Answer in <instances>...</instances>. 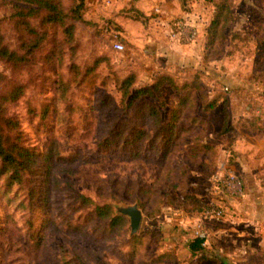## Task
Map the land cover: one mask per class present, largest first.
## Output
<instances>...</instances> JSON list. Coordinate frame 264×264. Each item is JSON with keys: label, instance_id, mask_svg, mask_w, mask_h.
Returning <instances> with one entry per match:
<instances>
[{"label": "rangeland", "instance_id": "obj_1", "mask_svg": "<svg viewBox=\"0 0 264 264\" xmlns=\"http://www.w3.org/2000/svg\"><path fill=\"white\" fill-rule=\"evenodd\" d=\"M72 1L66 0V3L69 5ZM203 1L206 0H192L190 3ZM85 2V20L79 21L76 29V50L72 52L66 46L61 62L58 58L54 63L46 62L43 58L54 45L52 39L39 51L37 63L18 73H14L16 71L10 64L0 61V70L19 81L28 82L25 94L10 105L11 113L20 119L27 144L40 155L51 150L54 153L50 165L45 158H40L37 171L29 176L30 181L25 185L10 181L6 174H0V264H77V256L92 264H128L122 262L120 257L122 251L127 249L126 242L133 235L130 218L119 212L117 207L140 203L145 196L142 192L130 195L115 187V181L152 184L158 167L153 159L136 156L133 145L124 142V138L115 139L111 144L106 142L107 137L114 139L119 130L130 133L137 122L131 117L130 110L120 108L118 104L122 97L115 76H110L113 79H110V84L101 83V79L113 68L120 77L138 70L139 83L150 84L167 64L146 54L132 39L123 40L126 45L124 51L115 50L114 38L117 35L116 38L121 39V33L113 23L115 19L110 13V0H100L96 7L90 5L89 0ZM132 7L126 5L124 10L132 11ZM12 11V4H3L0 11L3 17L1 32L8 45L17 48L19 42L14 27L15 18L10 15ZM129 15L140 16L136 11ZM33 22L38 24V19H33ZM61 37H56L57 43ZM229 47L227 45L226 49ZM135 50L151 60L154 71L148 77L140 76L137 65L142 61L132 57L131 53ZM105 53L110 56L96 65L97 75H90L94 70L84 75L87 68L96 62L97 56ZM242 58L231 57L229 60L227 55H222L217 58L214 69L210 64L199 68L202 70L205 91L213 95L221 94L220 102L235 101V104L231 102V115L241 114L243 101H248L255 109L262 108L264 113V86L261 89L254 86L247 89L241 78L232 77L231 63L242 64ZM75 62L79 66V74L73 68ZM171 66L181 76H192L198 69L193 66ZM246 76L250 74L246 73ZM251 76L255 77L253 73ZM258 77L264 81V71ZM174 94L177 92L165 87L167 99H172ZM104 101L112 103L107 105ZM167 102L170 104L173 101ZM46 107L48 109L44 113ZM162 112L166 115L168 106L163 107ZM219 117L217 112L212 116L214 133L220 132ZM235 124L240 126L242 122ZM247 126H252V123ZM257 130L254 139L262 141L264 145V126ZM234 158L233 150H226L210 166L201 165L200 159L193 158L186 151L180 152L173 158L177 167L176 188L170 183L160 189L173 191L179 201L182 191L188 190L200 192L206 196V201L217 199L219 194L238 196L225 188L213 189L209 180L215 171L225 172L228 166L233 167ZM182 166L188 167L186 175L182 174ZM236 172L242 179L244 194L251 192L246 186L245 177ZM250 172L252 178L260 179L262 183L253 189L264 193V170ZM82 195L91 196L98 203H110L117 214L125 215L130 227L126 229V236L121 235L118 228L115 232L107 230V222L96 216L93 205L85 204ZM161 222L162 213L150 216L144 211L141 228L159 226ZM38 235L43 237L39 245L35 242Z\"/></svg>", "mask_w": 264, "mask_h": 264}, {"label": "trees", "instance_id": "obj_2", "mask_svg": "<svg viewBox=\"0 0 264 264\" xmlns=\"http://www.w3.org/2000/svg\"><path fill=\"white\" fill-rule=\"evenodd\" d=\"M213 1L215 10L206 30L204 65L210 64L226 50V53L231 52L226 49L230 36L246 38V33L234 29L235 0ZM4 3L13 5L10 15L15 18L14 27L19 45L17 48H12L5 41L1 32L3 17L0 16V61L10 64L16 71L14 73L37 63L39 51L51 39L54 45L43 56L46 62L54 63L56 58L61 62L66 46L70 51L75 52L77 24L85 20V0H73L69 5L66 0H0V11ZM33 19H38V24L34 23ZM58 35H61L62 39L57 43ZM109 56L108 53L99 54L96 62L87 68L84 75L94 70L90 74L94 76L96 65L104 58L107 60ZM73 68L79 74V66L76 62ZM113 69L103 75L101 83L110 84L112 82L110 76H115L122 97V101L118 104L120 108L130 110L131 117L136 120L137 125L131 128L130 133H126L125 130L117 131L114 139L107 137L106 142L111 144L115 139L117 141L124 138V142L133 145L136 156L153 159L158 167L152 184L139 181L125 183L117 180L115 187L125 190L130 195L136 192L144 193L145 197L141 198L140 203L143 210L150 216L162 213L166 204H179L187 213L200 212L206 200L192 192L182 191L180 202L177 203L178 198L173 191L169 189L164 191L160 187L164 189L167 184L172 183V186L176 188L177 167L173 158L180 152L186 151L192 156L205 155L206 163L210 166L216 162L219 154L218 145L206 138L210 123L198 109L201 108L203 112L213 110L220 102L222 95H213L205 91L201 78L202 70L199 68L192 76H181L169 69H164L150 84L139 83L138 70L120 77L117 70ZM27 86L28 82L19 81L0 70V174H6L10 181H18L22 185L29 183V176L31 177L37 171L41 157L45 158L50 165L54 156L52 150L45 155H40L27 144L20 119L10 111L11 103L25 94ZM166 86L177 92L172 99L165 97ZM167 101L173 102L168 104ZM222 102L226 118L223 129L225 132L230 127L227 117L231 113L227 108L229 101ZM104 103L109 105L112 101H104ZM166 106H168V112L163 115L162 108ZM47 109L46 107L44 113ZM187 168L182 166L183 175L187 174ZM82 198L85 204L93 205L98 218L107 222V230L115 232L118 228L120 234L126 236L128 232L126 229L129 230L130 227L125 215L117 214L110 203H98L88 195H82ZM42 240V235H38L35 242L39 245ZM126 247L120 258L122 262H128V264H165L176 257L173 251L163 249L161 226L141 228L138 233L129 237ZM190 247L202 249L204 246L200 239H193ZM76 263L92 264L81 256L76 257Z\"/></svg>", "mask_w": 264, "mask_h": 264}, {"label": "crops", "instance_id": "obj_3", "mask_svg": "<svg viewBox=\"0 0 264 264\" xmlns=\"http://www.w3.org/2000/svg\"><path fill=\"white\" fill-rule=\"evenodd\" d=\"M99 1L89 0V3L96 7ZM191 1L110 0L112 6L110 13L113 14L115 19L113 23L118 27L122 40L132 39L146 54L162 62L164 60L167 64L165 69L177 73L171 65L193 66L195 69L204 67L206 30L215 5L213 0L196 4L190 3ZM256 1L241 0L237 3L235 0L234 29L246 33V38L230 36L228 45L231 52L226 53V50L210 62V67L213 68L217 58L222 55H227L229 60L231 57L236 59L242 56L244 63L236 64L234 61L230 69L233 70L232 77L241 78L243 86L247 89L253 86L261 89L264 86V81L258 77L264 71V0ZM126 5H133L132 11H136L142 18L130 16L129 13L132 11L124 10ZM181 18L198 25L200 33L197 41L181 43L170 37L172 25ZM132 29H134L133 33ZM131 54L134 59L139 58L142 61L137 65L140 76L148 77L154 71L151 69V60L147 55H142L136 50ZM134 54L138 56L135 57ZM238 71L243 73L239 74ZM246 73L250 76H246ZM251 73L255 77H252ZM231 102L235 104V101L227 103L229 111ZM247 102L243 101L241 104V114L232 113L227 117L230 127L225 132H223L226 123L223 102H219L208 112L200 109L199 113L210 123L206 138L218 145V155L221 156L226 150L229 152L230 149L233 150L235 158L232 166L245 177L246 186L251 192L243 196L219 194L217 199L227 205V212L220 219L205 218L212 229L213 237L202 249L190 247L193 240L192 224L203 217L202 214L198 211L187 213L179 204H166L159 225L163 228V249L173 251L176 257L165 264H264V193L253 189L254 186H261L262 183L260 179L252 178L250 175V171L264 170V145L262 141L254 139L257 137V129L264 126V113L262 108L255 109ZM216 112L219 113L221 122L219 133H214L215 129L212 126V116ZM238 121L242 122L240 126L235 124ZM251 123L252 126H247ZM192 157L200 159L201 165H208L205 155ZM188 191L201 199H206V196L198 191ZM179 202L178 199L177 203Z\"/></svg>", "mask_w": 264, "mask_h": 264}, {"label": "built area", "instance_id": "obj_4", "mask_svg": "<svg viewBox=\"0 0 264 264\" xmlns=\"http://www.w3.org/2000/svg\"><path fill=\"white\" fill-rule=\"evenodd\" d=\"M199 27L197 24L192 23L184 18L175 21L170 30V37L181 43H193L199 38ZM116 37H118L116 35ZM114 38L113 48L118 51H124L126 45L120 38ZM213 189L225 188L227 191L236 193L238 196H243L245 191L242 183V179L239 177L234 167L228 166L226 171H215L209 178ZM227 212V208L224 203L218 201V199H210L206 201L205 206L200 211L203 217L195 220L192 224V238L200 239L201 244L206 246L210 243L213 232L210 226L207 224L205 218H222Z\"/></svg>", "mask_w": 264, "mask_h": 264}, {"label": "water", "instance_id": "obj_5", "mask_svg": "<svg viewBox=\"0 0 264 264\" xmlns=\"http://www.w3.org/2000/svg\"><path fill=\"white\" fill-rule=\"evenodd\" d=\"M118 211L130 218L131 233L136 234L140 231L144 217V211L139 202L128 205H119Z\"/></svg>", "mask_w": 264, "mask_h": 264}]
</instances>
